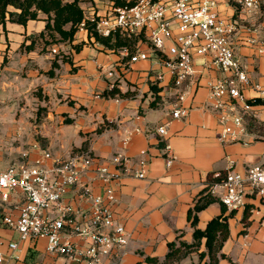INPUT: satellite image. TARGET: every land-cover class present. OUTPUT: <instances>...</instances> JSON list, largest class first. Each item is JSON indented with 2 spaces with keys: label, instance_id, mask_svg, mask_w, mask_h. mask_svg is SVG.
Returning a JSON list of instances; mask_svg holds the SVG:
<instances>
[{
  "label": "crops",
  "instance_id": "obj_1",
  "mask_svg": "<svg viewBox=\"0 0 264 264\" xmlns=\"http://www.w3.org/2000/svg\"><path fill=\"white\" fill-rule=\"evenodd\" d=\"M95 12L103 14L104 10H94L88 15ZM225 13L229 17L234 15L238 23L233 40L236 57L253 81L264 83V53L247 42L250 38L264 39V2L261 12L245 14L231 6ZM45 19L46 16L41 15L40 20L26 25L9 20L5 26L0 25V120H16L24 113L19 97L16 101L7 98L23 94L31 104L47 108V119L51 123L40 134L44 145L21 124H15L13 131L8 127L3 145L10 152L11 160L0 166L7 168L20 163L25 151L29 152L31 165L41 157L40 150H48L54 157L63 159L73 153L90 152L81 185L70 190L65 202L88 210L90 204L81 196V187L88 185L96 194H104L105 188L110 186L115 194L116 220L130 234V241L110 257L109 263L152 264L147 261L150 258L165 264L168 244L193 242L194 228L188 214L199 199H203L211 176L230 168L245 172L264 163V106H253L251 114L245 118L248 130L245 143L222 145L218 140L221 125L211 86L224 74L211 64L210 56L203 57L194 50L198 73L184 87L183 107L189 114L173 119L176 96L172 77L148 43L140 44L139 48L147 52L150 59L135 64H127L128 59L123 61L120 50L89 40L86 29H79L72 42L46 46L43 39L37 38L45 30ZM32 40L35 50L22 49L24 43L30 45ZM75 46L81 49L77 51ZM54 62L57 67H53ZM109 70L116 74L121 97H105L110 82L105 74ZM153 87L161 88L158 100ZM33 92L41 93L40 97ZM245 95L257 96L252 91ZM15 102L17 106H10ZM164 125H168L165 139L176 157L171 168L166 166L164 144L157 133ZM137 129L140 133H135ZM129 135L130 141L125 145ZM120 153L128 158L129 171L135 172L144 166L146 178L126 175L110 184L100 180L97 175L100 167L117 172L112 159ZM24 202L21 193L13 194L8 204L0 201V250L5 253L10 242L19 241V235L3 224V218L18 216V208ZM248 208L250 215L244 219ZM220 215L228 219L229 237L221 252L226 258L220 259L219 264H264V206L251 199L245 210L232 211L215 199L198 213L197 228L206 229L208 223ZM203 251H206L204 246L200 253ZM16 255L18 259L7 264H82L47 253L45 242L37 245L21 242ZM189 260L192 259L185 258L180 264L199 263L186 262Z\"/></svg>",
  "mask_w": 264,
  "mask_h": 264
},
{
  "label": "built area",
  "instance_id": "obj_2",
  "mask_svg": "<svg viewBox=\"0 0 264 264\" xmlns=\"http://www.w3.org/2000/svg\"><path fill=\"white\" fill-rule=\"evenodd\" d=\"M106 2L108 8L103 14H96L98 19L93 14L86 15V18L96 22V30L102 37L119 33L125 38H138L134 51L129 46L118 49L122 60H129L127 64L149 60V54L140 50L139 45H150L172 77L176 96L173 119H182L189 114L183 107L186 99L184 87L198 73L194 50L198 55L211 57V64L224 74L211 86V97L216 101L215 109L221 125L218 140L222 145L245 143L248 135L245 118L253 110L249 100L255 99L248 98L245 92L252 91L256 98L264 99V83L253 81L236 57L233 40L238 23L234 15L226 17L225 11L232 6L245 14L261 12L264 0H135L132 6ZM80 29L85 30V25L82 24ZM247 42L264 53V39L250 38ZM105 75L110 80L109 90L116 89L115 72L109 70ZM157 133L164 144L166 166L171 168L176 157L165 139L168 125L160 126ZM129 141L130 135L125 145ZM34 148L38 149L37 146ZM40 151L41 157L32 165L28 163L29 152L25 151L20 163L7 168L0 166V201L8 204L16 193L25 197V202L18 208V216L3 218V224L18 233L19 241L10 242L7 253L0 250V264L18 259L16 253L21 242L33 245L45 242L47 253L76 263L110 264V257L130 241V234L116 220L113 188L107 186L104 194H96L90 186H82L81 196L90 208H75L64 199L70 190L81 185L90 152L73 153L63 159L54 157L48 150ZM128 162L124 154H117L112 159L117 172L100 167L98 178L106 184L126 175L146 178L144 166L133 172L129 171ZM230 169L211 176L205 186V195L232 211L245 210L251 199L264 206V163L245 172Z\"/></svg>",
  "mask_w": 264,
  "mask_h": 264
},
{
  "label": "trees",
  "instance_id": "obj_3",
  "mask_svg": "<svg viewBox=\"0 0 264 264\" xmlns=\"http://www.w3.org/2000/svg\"><path fill=\"white\" fill-rule=\"evenodd\" d=\"M85 0H0V25L5 26L9 20L14 23L26 25L29 21H38L40 16H46L45 30L40 33L37 38L43 39L47 45L58 44L61 42H72L75 35L79 31L82 24L88 32L89 40L94 39L95 43L101 44L108 49L118 50L124 46H129L131 51H134L138 44V38H125L119 33L112 37H102L96 30V22L86 18L85 10L82 8V2ZM115 2L117 6H132L135 0H108ZM157 1V0H154ZM13 9V11L10 10ZM97 12L93 14L96 17ZM98 19V18H97ZM96 19V20H97ZM47 39V40H46ZM22 49L35 50V41L32 40L30 45L25 43ZM79 51L81 48L75 46ZM56 62L53 67H57ZM154 93L157 95V100L160 98L159 92L161 88L153 87ZM121 97V92L116 88L108 90L105 97ZM252 106H264V99L255 98L249 100ZM71 121H67L70 123ZM101 130H98L100 132ZM206 191V189H205ZM204 191V193H205ZM215 199L209 195H204L203 199H199L193 210L188 214L189 221L194 228L193 242H176L168 244L169 252L167 253L165 264H180L194 250L199 251L202 246L206 251L199 254L200 261L197 264H219L220 259H225L222 254L224 243L229 237L228 219L224 215L213 218L207 225L206 229L197 228L198 213L213 203ZM244 219H248L250 215L249 208L245 211ZM208 258V261L203 263V260ZM152 264H159L156 259H147Z\"/></svg>",
  "mask_w": 264,
  "mask_h": 264
},
{
  "label": "rangeland",
  "instance_id": "obj_4",
  "mask_svg": "<svg viewBox=\"0 0 264 264\" xmlns=\"http://www.w3.org/2000/svg\"><path fill=\"white\" fill-rule=\"evenodd\" d=\"M70 1V0H69ZM108 0H85L84 2H82V8L85 10V13L88 15L90 13H92L94 10H107L108 8V3L106 2ZM98 5V6H97ZM11 11H13L12 8H10ZM226 17H229V14H225ZM52 49V48H51ZM21 85V84H20ZM8 88L10 89L11 86H8ZM2 88L0 87V96L2 93ZM33 94L39 98L41 93L38 92H33ZM17 97H19V104L20 106L24 109V113H19L20 115L18 116V118L16 120H10L9 122L4 121V120H0V164L2 162H8L9 160H11V155L7 152V150H5L4 148V136L5 133L7 132L6 129L8 127H10V131L14 130V125L15 124H21L20 126L25 127L26 130L31 134V132H33L34 138L38 141H40L43 145L44 143V138L40 135L42 130L44 131L46 127H48V124H51L48 119H47V108L46 107H41V106H37V105H33L30 103V101H28L25 97H27V95H23L20 94L18 96L15 95H9L7 98L8 100H11V98H13V101H16ZM30 97H32L30 95ZM18 103V102H17ZM16 102L12 103L10 106H17ZM3 109V108H2ZM0 111H1V106H0ZM22 118V119H20ZM69 120H66L65 122H67ZM47 129V128H46ZM9 131V130H8ZM8 135V134H7ZM12 137V135H11ZM5 138H8V136H6ZM27 138V136H26ZM12 139V138H11ZM13 145V144H12ZM11 146V145H10ZM65 156V155H63ZM201 250V249H200ZM200 250H194L191 254V256H189L192 260L186 261L191 263L193 260L199 262L200 258L199 254H200ZM187 257V259L189 258ZM193 257H195L193 259ZM208 261V259H204L203 263Z\"/></svg>",
  "mask_w": 264,
  "mask_h": 264
}]
</instances>
